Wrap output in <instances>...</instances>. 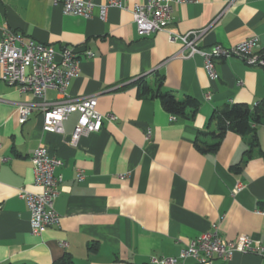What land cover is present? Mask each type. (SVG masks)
<instances>
[{
  "label": "crops",
  "instance_id": "crops-1",
  "mask_svg": "<svg viewBox=\"0 0 264 264\" xmlns=\"http://www.w3.org/2000/svg\"><path fill=\"white\" fill-rule=\"evenodd\" d=\"M146 1L123 0L124 8L110 7L101 20L99 9L87 19L65 15L51 0H0V29L58 52L77 49L80 72L67 92L72 99L97 96L104 116L99 133L72 146L78 113L64 123L63 135L45 132L37 110L20 123V105L39 100L0 80V264H147L152 257L179 256L214 227L226 240L248 236L264 246V125L256 128L258 145L250 157L249 135L229 132L215 154L195 146L202 134L216 130L217 111L233 104L253 107L264 99V68L236 57L217 60L219 78L212 81L202 56L183 58V44L169 40L170 34L206 30L199 39L203 50L253 38L264 47V0L175 3L169 28L142 37L132 11ZM88 51L93 58L85 56ZM160 77L165 91L200 102L192 118L175 117L159 100L139 96L134 82L145 78L156 87ZM57 100V92L49 91L47 101ZM39 147L64 165L56 170L63 177L55 201L60 225L36 236L21 192H41L31 161ZM214 264L264 259L236 254Z\"/></svg>",
  "mask_w": 264,
  "mask_h": 264
},
{
  "label": "built area",
  "instance_id": "built-area-1",
  "mask_svg": "<svg viewBox=\"0 0 264 264\" xmlns=\"http://www.w3.org/2000/svg\"><path fill=\"white\" fill-rule=\"evenodd\" d=\"M60 4L65 15L92 18L99 9V17L106 20L110 7L124 8L123 0H108L104 6H96L92 0H51ZM236 0H232L229 6ZM190 0H147L145 4H136L132 15L138 34L142 37L167 30L173 21V4L188 3ZM228 6V7H229ZM206 30L190 32L186 35L170 34L171 43L181 42V56L191 58L200 55L204 58L205 69L209 78H219L216 61L236 57L252 67L264 68L262 46L257 38L246 40L231 48L222 45L212 46L209 50L199 48V39ZM0 80L11 86H17L21 92H30L39 100L38 103L21 104L19 121L25 123L34 111H40L43 117V129L51 134H64V123L73 113L79 118L69 143L76 146L82 137L99 133L103 128L104 116L98 111V97L91 96L72 99L68 94L71 81L80 72V55L74 47H65L58 52L53 45L37 43L24 34L9 29H0ZM87 58H93L92 52H85ZM56 91L58 100L48 102L49 91ZM208 99L211 97L208 96ZM111 120L116 117L110 116ZM151 130L147 139L151 138ZM35 185L40 193L22 190L21 196L27 201L31 215V232L42 235L51 227H58L61 217L55 209V201L60 191L63 177L56 174L64 163L51 156L45 147L37 148L31 158ZM83 179L82 172L78 180ZM242 188L238 186V191ZM236 254L258 255L264 259V246L248 236L234 241L223 238L218 228L203 234L186 244L174 257H152L147 264H181L187 259L197 264H214L216 260L228 262Z\"/></svg>",
  "mask_w": 264,
  "mask_h": 264
},
{
  "label": "trees",
  "instance_id": "trees-1",
  "mask_svg": "<svg viewBox=\"0 0 264 264\" xmlns=\"http://www.w3.org/2000/svg\"><path fill=\"white\" fill-rule=\"evenodd\" d=\"M261 54L264 55V47ZM134 84L138 86L141 98L159 100L164 110L175 117L192 118L200 108V102L192 96L179 99L174 94L165 91L163 89L164 79L161 77L156 81V87L148 84L145 78H140ZM212 121L216 125V130L201 135L202 138L195 142L198 151L204 154H215L225 136L232 132L240 136H251L249 148L245 152L250 157L253 149L258 145L256 128L264 125V99L253 107L247 104L227 105L213 115ZM241 168L237 166L234 170L239 172Z\"/></svg>",
  "mask_w": 264,
  "mask_h": 264
}]
</instances>
